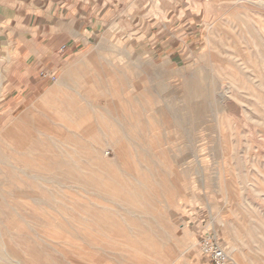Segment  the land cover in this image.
<instances>
[{
	"label": "rangeland",
	"instance_id": "1",
	"mask_svg": "<svg viewBox=\"0 0 264 264\" xmlns=\"http://www.w3.org/2000/svg\"><path fill=\"white\" fill-rule=\"evenodd\" d=\"M258 1L117 3L92 43L0 117V264H208L207 234L235 264H264ZM59 82L68 106L50 103ZM85 101L95 110L77 113ZM108 115L126 141L69 138L103 135Z\"/></svg>",
	"mask_w": 264,
	"mask_h": 264
},
{
	"label": "crops",
	"instance_id": "2",
	"mask_svg": "<svg viewBox=\"0 0 264 264\" xmlns=\"http://www.w3.org/2000/svg\"><path fill=\"white\" fill-rule=\"evenodd\" d=\"M151 0H0V117L13 115L112 21L117 3Z\"/></svg>",
	"mask_w": 264,
	"mask_h": 264
},
{
	"label": "bare ground",
	"instance_id": "3",
	"mask_svg": "<svg viewBox=\"0 0 264 264\" xmlns=\"http://www.w3.org/2000/svg\"><path fill=\"white\" fill-rule=\"evenodd\" d=\"M258 3H264V1H261L259 0ZM264 5V4H263ZM57 92V98H54L53 93H56ZM71 91L70 87L67 86L66 83L64 82H59V83H56V88H54V91L53 92H49L48 94L51 96V102L52 104H60V105H70V99H67L66 98H63V97H67V94H69ZM81 103L82 101H84V99L82 97L79 98ZM79 101V102H80ZM78 102V103H79ZM80 103V104H81ZM85 104L83 105V109L82 111H76L77 113L81 114V113H86V110L87 109H92V111L95 110L96 107H91L89 106V103H87V101L84 102ZM88 107V108H87ZM73 108V107H72ZM81 109V108H80ZM77 113H73L72 116H75L77 115ZM50 114V113H49ZM52 116V115H51ZM44 118V117H43ZM46 118V117H45ZM50 120V119H49ZM51 121V120H50ZM107 121H108V124H109V127H110V130L107 131L106 133H104L103 135L101 133H98V132H91V131H86V130H81V131H78V130H69L72 135L69 136L72 137V139H74V143L75 144H88L89 142L91 141H96L98 140L99 144H104L106 146H113V145H118V143H121L122 141H126V135L121 131L119 130L118 132H116L115 134V137H113V116L112 115H108L107 116ZM51 124V122H50ZM64 127V126H63ZM78 127V126H77ZM120 129V128H119ZM65 130V129H64ZM124 130V129H123ZM67 131V130H66ZM68 133V132H67ZM128 137V136H127ZM123 139V140H122ZM122 140V141H121ZM50 141V140H49ZM120 141V142H119ZM62 143V142H60ZM117 143V144H115ZM90 144V143H89ZM60 145V144H59ZM67 145V144H66ZM64 146V144H63ZM61 147V146H60ZM94 147V146H93ZM104 148V147H103ZM73 149V148H72ZM122 149V148H121ZM27 156V155H26ZM25 157V156H24ZM62 163V162H61ZM37 174V173H36ZM8 204V203H7ZM6 205V204H5ZM18 264V263H17Z\"/></svg>",
	"mask_w": 264,
	"mask_h": 264
},
{
	"label": "built area",
	"instance_id": "4",
	"mask_svg": "<svg viewBox=\"0 0 264 264\" xmlns=\"http://www.w3.org/2000/svg\"><path fill=\"white\" fill-rule=\"evenodd\" d=\"M198 246L208 264H235L225 247L210 234L203 235Z\"/></svg>",
	"mask_w": 264,
	"mask_h": 264
}]
</instances>
